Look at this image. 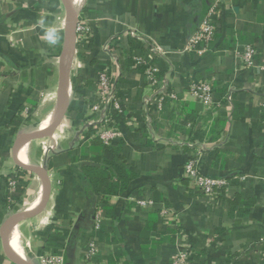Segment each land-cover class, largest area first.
<instances>
[{"label":"crops","instance_id":"1","mask_svg":"<svg viewBox=\"0 0 264 264\" xmlns=\"http://www.w3.org/2000/svg\"><path fill=\"white\" fill-rule=\"evenodd\" d=\"M65 1L88 38L63 60L65 116L50 135L17 146L19 162L25 143L22 163L46 168L50 191L7 241L16 234L22 260L34 264L52 247L64 264H172L178 254L191 264H264V0H219L217 31L202 54L185 47L208 0ZM72 25L62 0H0V226L44 196L43 177L19 167L12 146L18 135L48 126L54 119L40 123L58 100L60 108V56ZM247 44L256 54L242 67ZM148 65L158 70L156 85L147 82ZM102 71L118 109L101 98ZM204 79L213 85L210 107L188 93ZM102 113L121 132L113 144L96 135ZM193 157L200 173L227 181L214 197L183 177ZM121 165L130 173L123 191L90 187L93 180L106 189ZM91 241L98 250L85 262ZM0 264H15L1 240Z\"/></svg>","mask_w":264,"mask_h":264},{"label":"built area","instance_id":"2","mask_svg":"<svg viewBox=\"0 0 264 264\" xmlns=\"http://www.w3.org/2000/svg\"><path fill=\"white\" fill-rule=\"evenodd\" d=\"M219 14V0H216L207 10L203 18L201 19L196 30L189 37L187 46L185 50L193 51L196 54H202L207 50L209 42L213 39L217 31L216 17ZM76 40H87L88 38V28L82 20H78L76 24ZM154 51L159 54H164L159 47L154 46ZM256 54V49L254 46L247 44L243 47L240 52L241 56V65L242 67H250L253 65V60ZM158 70L153 65H148L145 70V77L147 82L151 85H156L158 82L157 77ZM99 93L101 98L105 101L110 102L115 108H119V102L115 98L113 91L109 87V77L106 72L102 71L99 76ZM188 93L192 98L204 107H210L213 103V85L212 81L209 79L204 80H194L189 84ZM163 94L159 92L154 101L156 104V109L160 110L163 100ZM174 97V96H172ZM150 101L148 99L143 100V104L146 106ZM98 108V106H95ZM100 125L95 128L96 135L104 142L105 144H113L121 136V132L114 126L109 123L108 116L105 113H102L101 117L98 119ZM148 121V119H146ZM183 177L188 181L189 186L200 193L208 197H214L224 185L227 184V181L223 178H212L203 175L200 173L197 166V158L193 157L189 159L182 168ZM12 186L15 185V181L11 182ZM151 201L141 200L139 201L140 206H145L150 204ZM94 218L95 225H97V214ZM96 244L91 241L87 245L85 250V262L89 261L90 257L97 253ZM39 257L41 264H64L63 256L61 254H51V253H42ZM172 264H191L190 260L184 254H178L172 261Z\"/></svg>","mask_w":264,"mask_h":264},{"label":"water","instance_id":"3","mask_svg":"<svg viewBox=\"0 0 264 264\" xmlns=\"http://www.w3.org/2000/svg\"><path fill=\"white\" fill-rule=\"evenodd\" d=\"M62 1L64 3L67 14H68L69 18L71 19L73 25H72V29H71L68 41L66 43V46H65V48H64V50L60 56V73H59V82H58L59 96L61 99L60 108L57 112L56 117L48 126L42 128L40 130H36L33 132H24V133L18 135L15 138L13 146H12V156H13V159L15 160V162L19 165V167L23 168L24 170H28V171H32V172H35L37 174H40L44 179V185H45L44 196H43L42 201L40 202L39 206L36 209H34L33 211H30V212L15 213L11 217H9L0 226V240H1L3 253L7 257V259H9L11 262H13L15 264H34V263L31 261H28V260H22L17 256V254L14 252L13 248L11 247L9 242L7 241L6 234L15 226V224L19 220H21L25 217H31V216L35 215L36 213H38L45 206V204L48 200L49 191H50V182H49V178L47 175L46 168L44 166H37V165L25 164V163L19 162L15 156L17 146L24 141H28V140H32L35 138H40V137L50 135L55 130V128L58 126V124L60 123L62 118L65 116L66 111L68 109V105H69L68 96H67V88H66V83H65V72H64V66H63V60H64L65 55L67 54V51L71 47H73L75 44V41H76V30H75V28H76L78 18L76 16V14H74L73 11L71 10V8L68 6L66 1L65 0H62ZM208 1H209V2H207L208 6L205 7L204 12H203V16L205 15L209 6L212 3V0H208ZM75 227L77 228L79 226L76 225ZM77 229L75 231H78ZM73 237H74V235H73Z\"/></svg>","mask_w":264,"mask_h":264},{"label":"trees","instance_id":"4","mask_svg":"<svg viewBox=\"0 0 264 264\" xmlns=\"http://www.w3.org/2000/svg\"><path fill=\"white\" fill-rule=\"evenodd\" d=\"M100 149H101V147H100ZM111 165L113 164V163H110ZM115 165V164H114ZM122 165H124L123 163H122ZM122 165H121V168H118L119 169V173H116V172H112V177H115L117 180H115V182H113L110 178V180H109V182H104L102 185L103 186H106V189H100L99 188V181H93V180H89V183H90V187L92 188V189H97L98 191L100 190L101 192H103V194H105V195H108V194H110V193H120L121 191H123V189H125V186H126V184H127V181H126V183L125 182H123V178H122V176L123 175H130V173L129 172H127L126 170H124V168H122ZM119 178H121V180L122 181H119L120 179ZM20 182V181H19ZM120 182V183H119ZM20 185H23V183H19V185L18 186H20ZM17 186V187H18ZM112 188H114L112 191H110V189H112ZM109 190V191H108ZM109 192V193H108ZM75 232V231H74ZM53 249H52V251L50 252L51 254H57V251H58V249H55V247H52ZM64 263H65V261H64Z\"/></svg>","mask_w":264,"mask_h":264},{"label":"bare ground","instance_id":"5","mask_svg":"<svg viewBox=\"0 0 264 264\" xmlns=\"http://www.w3.org/2000/svg\"><path fill=\"white\" fill-rule=\"evenodd\" d=\"M78 5V4H77ZM77 7V6H76ZM68 27V26H67ZM50 98V97H49ZM60 102L59 100L56 102L55 107L53 108V111H51L47 116L44 117V119L41 121L40 123V127H44L46 125H48L55 117L56 112H57V108L59 106ZM38 123V122H37ZM37 130V129H36ZM26 145L25 143L21 144L19 149H18V158L19 160H21L22 162H26ZM26 160V161H25ZM16 234L14 233H10L8 234V240L10 242V245L12 246V248L15 250V252L17 253V255L21 258L24 259V254L21 252V250L19 249V245L17 244V238L15 237Z\"/></svg>","mask_w":264,"mask_h":264},{"label":"rangeland","instance_id":"6","mask_svg":"<svg viewBox=\"0 0 264 264\" xmlns=\"http://www.w3.org/2000/svg\"><path fill=\"white\" fill-rule=\"evenodd\" d=\"M29 127V126H28ZM29 129V128H28ZM41 254H39V256H40ZM3 259L5 260V258L3 257ZM35 264H41L40 263V260H39V257H38V259L35 261Z\"/></svg>","mask_w":264,"mask_h":264}]
</instances>
